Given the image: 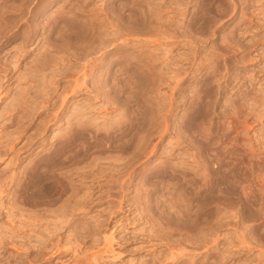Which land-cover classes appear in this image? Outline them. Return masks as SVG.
Here are the masks:
<instances>
[{
	"label": "rangeland",
	"instance_id": "374dc122",
	"mask_svg": "<svg viewBox=\"0 0 264 264\" xmlns=\"http://www.w3.org/2000/svg\"><path fill=\"white\" fill-rule=\"evenodd\" d=\"M0 264H264V0H0Z\"/></svg>",
	"mask_w": 264,
	"mask_h": 264
}]
</instances>
